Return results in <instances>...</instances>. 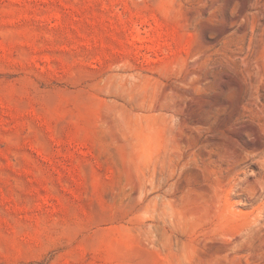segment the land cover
Returning a JSON list of instances; mask_svg holds the SVG:
<instances>
[{"label":"rangeland","instance_id":"rangeland-1","mask_svg":"<svg viewBox=\"0 0 264 264\" xmlns=\"http://www.w3.org/2000/svg\"><path fill=\"white\" fill-rule=\"evenodd\" d=\"M0 264H264V0H0Z\"/></svg>","mask_w":264,"mask_h":264}]
</instances>
